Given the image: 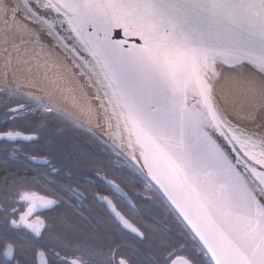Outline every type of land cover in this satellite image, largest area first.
Masks as SVG:
<instances>
[{
    "label": "snow or ice",
    "instance_id": "obj_1",
    "mask_svg": "<svg viewBox=\"0 0 264 264\" xmlns=\"http://www.w3.org/2000/svg\"><path fill=\"white\" fill-rule=\"evenodd\" d=\"M16 3L47 25L50 35L53 22L40 16L38 9L56 13L57 21L66 22L90 53L93 71L98 70L97 75L103 77L104 96L117 124L122 121L130 140L135 138L152 179L203 242L201 251L209 256L208 264H264V0ZM0 10L8 16L7 4H0ZM116 29L122 30V36L120 32L114 35ZM4 43H9L7 34ZM218 61L231 68L251 63L258 69L259 81L245 74L242 86L253 99L259 97L260 103L242 119L253 124L260 120L261 125L249 128L228 118L214 94L212 76ZM33 102L36 108L18 104L6 116L28 119L41 108L49 114L54 111L39 98ZM37 128L53 137L50 151L58 150V130L53 131L54 126L46 123L45 114L39 115ZM216 133L232 146L235 156L218 142ZM21 135L0 132L9 139ZM50 173L59 175L55 168ZM9 195L5 192L0 201V234L15 232L18 244L43 243L47 247L51 237L45 240L44 233L51 231V225L35 213L51 210L58 201L34 191L17 192L12 200ZM20 201L27 208L16 218L18 209L13 204ZM112 208L115 211L114 205ZM116 215L132 231L139 232L120 213ZM25 229L39 239L20 238ZM15 251L13 243L4 246L6 264L15 260ZM51 252L59 256L55 248ZM174 254L175 250L166 256L149 257V264H192L186 258H173ZM39 255L43 260L44 252ZM43 264L91 262L77 257L44 260ZM105 264L132 262L123 256L117 259L113 252Z\"/></svg>",
    "mask_w": 264,
    "mask_h": 264
},
{
    "label": "flooded vegetation",
    "instance_id": "obj_2",
    "mask_svg": "<svg viewBox=\"0 0 264 264\" xmlns=\"http://www.w3.org/2000/svg\"><path fill=\"white\" fill-rule=\"evenodd\" d=\"M18 104L37 107L29 98L0 90V132L22 134L15 139L0 136V201L5 192H10L12 200L17 192L34 191L58 203L51 210L35 213L51 225V231L44 233L45 240L51 237L48 246L18 244L15 232L0 234V264H6L3 248L7 243L16 248L11 264L17 260L21 264H43L44 260L77 257L91 264H105L113 252L117 259L123 256L132 264H149V257L166 256L173 250V258L208 264L209 256L201 251L199 241L127 158L93 131L56 110L49 114L41 108L35 116L29 114L28 119L6 116ZM40 114H45L46 123L54 126L53 131L58 130V150L50 151L49 141L53 137L38 130ZM52 168L59 175L50 173ZM13 206L18 209L16 218L27 208L23 201ZM116 212L139 232L124 225ZM19 236L25 240L39 239L26 229ZM52 248L59 252L58 257L52 254ZM40 252H44L43 260Z\"/></svg>",
    "mask_w": 264,
    "mask_h": 264
},
{
    "label": "bare ground",
    "instance_id": "obj_3",
    "mask_svg": "<svg viewBox=\"0 0 264 264\" xmlns=\"http://www.w3.org/2000/svg\"><path fill=\"white\" fill-rule=\"evenodd\" d=\"M0 4H7L9 9L7 17L0 10V89L33 100L39 98L60 114L91 127L101 137L120 146L118 132L122 128L117 126L97 71H93L87 56L81 58L73 51L70 53L56 28L50 35L47 25L18 10L12 0H0ZM6 61H9L7 74ZM217 70L216 94L228 117L233 123L249 128L261 125L260 120L253 124L242 119L260 103L259 97L253 99L245 91L243 77L246 74L259 81V73L248 65L231 69L218 65ZM36 88L49 95L40 94Z\"/></svg>",
    "mask_w": 264,
    "mask_h": 264
},
{
    "label": "water",
    "instance_id": "obj_4",
    "mask_svg": "<svg viewBox=\"0 0 264 264\" xmlns=\"http://www.w3.org/2000/svg\"><path fill=\"white\" fill-rule=\"evenodd\" d=\"M12 2H14V4H16L18 10H20L21 12H23L26 15H29L24 10L22 5H18L16 3V0H12ZM38 13H39L40 16H43L45 19L49 20L50 22H53V28L54 29L56 28L58 35L64 41V44L68 47L67 49H68V51L70 53L73 51L74 54H76V56L79 55L81 58H83L84 56H87V58L89 59L90 63L92 64V66H94V61L92 60V57H91L90 53L88 51H86L83 48V46L79 43V41L76 38L75 34L71 31L70 27L67 25L66 22L65 23L58 22L57 21V14L52 12L51 10H48V9L40 8V9H38ZM60 19L62 20L63 18L60 17ZM115 32H120L121 36H122V30H120V29L114 30V35H115ZM71 48L73 50H71ZM218 65L224 66V67H227V68L231 69V67H229L228 65H224V64H222L221 62L218 61L216 66H215L216 75L212 76L211 71L209 72V75L212 76V82H213V85H214V94L216 96H217V94H216V86L215 85H216V80H217V75H218V70H217ZM246 65L250 66L253 70H255L256 72L259 73L258 69L256 67H254L251 63H246ZM99 81H100V84H101L100 86H101L103 92H104V90L106 91L105 83L103 82V77L102 76H99ZM24 89H27V88H24ZM36 90H39L38 92H41L40 94H48L49 95V93L45 92L44 90H40V89H37V88H36ZM31 100H33V99H31ZM110 108H112V107H110ZM228 118L230 119V117H228ZM81 125H83L84 127H87L91 131H93L102 140L107 142L114 150L116 149V151L120 155H122L123 157L127 158V160L154 186V188H156L161 193L163 198L166 199V201L171 206V208L176 212V214L179 216V218L182 220V222L185 224V226L194 235L195 239H197L199 241V243L201 244V246L204 248L203 242L199 240V237L195 234L194 230L191 228V225H189L188 222L184 219V217H183L182 213L180 212V210L176 207L175 204L172 203L171 199H169L168 195L164 192V190L160 187V185L157 184L156 181L152 179V176L149 174L148 168H147V166L144 163L143 157L140 156L139 148L134 143V139L135 138L132 137L131 140H130L128 132L123 130L122 121H120L119 124L117 125L118 127L121 126V128H122L121 132L120 131L118 132V134H120V136L118 137V141L120 143L119 144L120 146H117L115 143H113L109 139H105V137L104 138L101 137L91 127L86 126L84 124H81ZM215 138L218 140L219 143H221L229 151V153L232 156L236 155V153L231 151L232 146L227 144V142L224 140L223 137H221L219 135V133H216ZM130 143L132 144V146H129Z\"/></svg>",
    "mask_w": 264,
    "mask_h": 264
},
{
    "label": "rangeland",
    "instance_id": "obj_5",
    "mask_svg": "<svg viewBox=\"0 0 264 264\" xmlns=\"http://www.w3.org/2000/svg\"><path fill=\"white\" fill-rule=\"evenodd\" d=\"M0 90H2V89H0ZM3 91L10 92V91H7V89L6 90H3ZM11 93H13V92H11Z\"/></svg>",
    "mask_w": 264,
    "mask_h": 264
},
{
    "label": "trees",
    "instance_id": "obj_6",
    "mask_svg": "<svg viewBox=\"0 0 264 264\" xmlns=\"http://www.w3.org/2000/svg\"><path fill=\"white\" fill-rule=\"evenodd\" d=\"M30 101L32 102V105H33V104H36V103H34L32 100H30Z\"/></svg>",
    "mask_w": 264,
    "mask_h": 264
}]
</instances>
